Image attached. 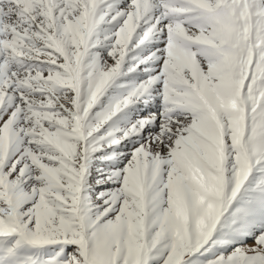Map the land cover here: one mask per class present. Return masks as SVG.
<instances>
[{
    "label": "snow or ice",
    "instance_id": "obj_1",
    "mask_svg": "<svg viewBox=\"0 0 264 264\" xmlns=\"http://www.w3.org/2000/svg\"><path fill=\"white\" fill-rule=\"evenodd\" d=\"M0 264H264V0H0Z\"/></svg>",
    "mask_w": 264,
    "mask_h": 264
}]
</instances>
